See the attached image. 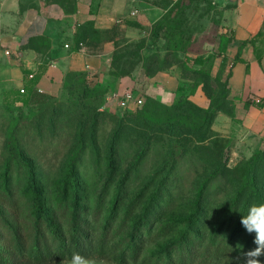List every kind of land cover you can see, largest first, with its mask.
<instances>
[{
	"label": "rangeland",
	"instance_id": "1",
	"mask_svg": "<svg viewBox=\"0 0 264 264\" xmlns=\"http://www.w3.org/2000/svg\"><path fill=\"white\" fill-rule=\"evenodd\" d=\"M144 1L161 5L169 0ZM233 1L192 0L185 10L186 36L191 41L188 53H168L162 38L143 54L160 52V57L151 59L156 60L157 66L169 65L161 72L179 71L186 84L206 79L193 71L201 68L194 60H208L213 55V62L203 68L207 70L211 65L212 77H218L213 71L215 66L221 68L223 53L217 43L224 28L225 8ZM126 19L138 20L141 27L128 26ZM153 25L139 15L123 18L115 32L116 40L125 48L128 31L138 29L145 34L142 39L132 38L135 43L149 42ZM219 77L221 80L209 82L216 98L225 88L223 77ZM69 79L54 94L40 92L28 97L19 93L0 98V255L5 260L15 264H66L71 258L34 262L27 255L19 258L21 255L14 250L11 227L20 228L26 237L35 219L36 192L29 185L28 165L35 174L43 204L54 213L61 229L67 227L69 212L55 208L67 191L65 177L71 162L75 164L80 204L88 212L84 216L89 218L93 236L100 234L101 223L117 205L108 232V245L112 247L109 253L85 256L96 264H148L143 258L177 241L189 218L202 239L216 233L220 238L234 237L235 248L246 243L249 233L240 221L250 206L259 204L252 196L253 178L255 186L264 193V131L262 141L237 124L231 131L217 132L209 130L202 117L186 112L183 113L188 121L177 118L171 121L175 125L169 127L164 123L168 108L148 93L146 84L111 91L105 90L97 79L81 80L76 75ZM127 89L135 90L144 102L128 109L119 106L118 96ZM220 104L227 109L223 100ZM151 115L155 116L154 121H150ZM204 184L194 218V203ZM71 193L67 192V202ZM101 194L100 212L93 215ZM152 201L156 208L150 215L151 233L145 235L141 256L137 261L121 263L114 254L115 242L127 230L115 232L123 213L132 204V223ZM234 202L236 209L223 221L229 204ZM260 260L264 264V256ZM180 262L176 264H197L189 259Z\"/></svg>",
	"mask_w": 264,
	"mask_h": 264
},
{
	"label": "crops",
	"instance_id": "2",
	"mask_svg": "<svg viewBox=\"0 0 264 264\" xmlns=\"http://www.w3.org/2000/svg\"><path fill=\"white\" fill-rule=\"evenodd\" d=\"M135 9L138 13L132 15ZM163 14V7L144 0H0V98L23 87L30 93L28 87L33 83L43 93L54 94L63 89L68 72L86 71L87 79L112 83L111 91L142 83L160 102L171 103L180 84L187 81L179 71L149 77L138 67L132 75L114 80L110 74L113 41H107L99 53L75 48L76 37L88 21L96 28L109 29L123 18L139 15L154 23ZM223 25L217 43L223 64L215 66L213 74L227 82L234 108L232 114L219 112L212 128L228 132L237 124L262 141L264 0H234L225 8ZM144 34L132 29L127 36L141 38ZM190 99L203 108L211 104L202 85Z\"/></svg>",
	"mask_w": 264,
	"mask_h": 264
},
{
	"label": "trees",
	"instance_id": "3",
	"mask_svg": "<svg viewBox=\"0 0 264 264\" xmlns=\"http://www.w3.org/2000/svg\"><path fill=\"white\" fill-rule=\"evenodd\" d=\"M191 3L192 0H169L167 3H161L160 6L164 8L165 12L162 17L154 22L149 42H144V40L143 43H135L132 38L126 35L128 39L126 41L129 42L127 43L128 46L123 48L116 40L115 32L119 27L118 25H114L109 29H101L96 28L92 21H88L84 24L81 34L76 37L75 48L79 49L83 47L88 53H99L107 41H113L114 52L110 74L114 80L132 75L138 67H141L146 76L153 77L157 73L168 69L169 65L164 66L163 63H161V65L157 66L156 60L151 59L152 57H160V52H156L152 56H145L143 53L149 48H154L160 39H165L168 53L179 55L180 52H189L188 47L191 41L188 38V35L186 36L187 31L185 30V25L187 26V18L185 10L191 6ZM126 20L127 24L131 26L141 27L138 20ZM109 34L112 36L108 38ZM129 43H132L134 49H130L131 44ZM213 58L214 56L210 55L208 60H204L201 57L194 60L197 65H201V68L193 71L196 75H205L206 79L198 80L190 84H180L177 96L171 103H163L159 101L169 110L164 119V123H167L169 127L175 125V122L171 123V121H174L177 118L188 121V116L183 113L186 112L194 117H202L204 122L207 123L209 127L208 129L215 131L212 128V124L216 115L221 111H225L229 114L233 113V101L229 98L230 90L227 82L225 81V88L223 89L221 96L216 98L209 82H217L221 80V77H212L211 65L207 70L203 68L204 64L207 62H213ZM87 74L88 72L86 71L68 72L63 88L70 80V76L76 75L81 80H87ZM30 77L34 78V75ZM111 84L112 83H102V87L105 90H111ZM140 84L144 85L142 83ZM200 85L203 86L204 91L211 99V104L208 108H203L190 99V96L196 93ZM28 88L30 93H27L26 88L23 87L24 91H22V88H20V90H10L5 93V97L9 94L19 93H26L25 95L28 97H33L42 92L35 83L31 84ZM220 100H223L228 104L227 109L220 104ZM180 110L182 111L181 114H176V112ZM154 117L155 116L151 115L149 117L150 121L155 119ZM74 165V162H71L69 165L65 177V187L67 191L60 197L61 200L55 208L64 213H66V211L69 212L67 227L63 229L60 228L59 223L56 221L54 213L48 212L43 204L41 194L36 186L37 182L35 174L33 169L28 165L30 173L29 185L36 192V205L34 208L35 219L30 223V231L27 233L26 237L23 236L20 228L11 227L14 250L21 255L19 258H25V255H27L29 259H32L34 262H43L54 257H71L72 254L76 252L83 256H86L88 253L107 255L110 248H112L108 245V232L114 219L117 205L113 207L112 211L106 215L104 221L101 223L100 234L93 236L88 224L89 218L84 216L85 213L88 215V212L80 204L77 176L74 174ZM252 184V196L257 199L259 204L264 203V193L255 186V178H253ZM204 187L205 184L202 186L194 203V218L197 217L198 214L197 210L199 208ZM69 191L72 192V198L70 202H67V192ZM102 198L101 194L98 198V204L94 208L93 215L100 212ZM131 207L132 204H129L115 230V232L120 233L122 229H127L123 237L115 242L116 252L114 257L121 263H126L129 260H139L143 251L144 240H146L145 235L147 233L150 235L151 233L150 215L155 211L156 203L152 201L149 207L143 213L139 214L132 223L129 222L131 217L129 216L132 209ZM235 209V202L229 204L228 209L224 214L223 221L228 218L229 212ZM6 223L11 225L8 221H6ZM192 225L193 219L189 218L186 229L182 232L181 237L177 241L158 253L145 256L143 258L145 259L144 261L148 264H176L181 260L189 259L197 264H239L240 262L244 264L243 254L256 247L254 243L255 233L249 234L246 243L235 248L233 241L234 237H229L227 239L220 238L218 234L214 233L209 239H202L198 233L195 232ZM0 264L15 263L8 262L0 255Z\"/></svg>",
	"mask_w": 264,
	"mask_h": 264
},
{
	"label": "clouds",
	"instance_id": "4",
	"mask_svg": "<svg viewBox=\"0 0 264 264\" xmlns=\"http://www.w3.org/2000/svg\"><path fill=\"white\" fill-rule=\"evenodd\" d=\"M240 222L247 233H255L256 247L243 254L244 264H261L260 257L264 256V203L250 206L247 215H243ZM66 264H96V261L76 252Z\"/></svg>",
	"mask_w": 264,
	"mask_h": 264
},
{
	"label": "built area",
	"instance_id": "5",
	"mask_svg": "<svg viewBox=\"0 0 264 264\" xmlns=\"http://www.w3.org/2000/svg\"><path fill=\"white\" fill-rule=\"evenodd\" d=\"M138 13V10L135 9L131 12L132 15H136ZM69 47V45H66ZM32 76V75H30ZM22 91L24 89L22 88ZM144 102V98L141 96H138L133 89H127L123 92L122 95L118 96V104L124 109H128L131 106H139Z\"/></svg>",
	"mask_w": 264,
	"mask_h": 264
}]
</instances>
